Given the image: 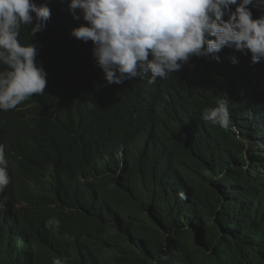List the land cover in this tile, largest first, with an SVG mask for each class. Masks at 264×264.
I'll return each instance as SVG.
<instances>
[{
  "label": "trees",
  "instance_id": "trees-1",
  "mask_svg": "<svg viewBox=\"0 0 264 264\" xmlns=\"http://www.w3.org/2000/svg\"><path fill=\"white\" fill-rule=\"evenodd\" d=\"M70 2L36 0L46 30H20L48 83L0 111V264H264V61L225 48L151 85H107L92 42L70 35ZM219 100L227 130L202 119Z\"/></svg>",
  "mask_w": 264,
  "mask_h": 264
},
{
  "label": "clouds",
  "instance_id": "clouds-1",
  "mask_svg": "<svg viewBox=\"0 0 264 264\" xmlns=\"http://www.w3.org/2000/svg\"><path fill=\"white\" fill-rule=\"evenodd\" d=\"M253 7L260 13L257 18ZM69 10L83 21L70 35L92 42L93 59L107 85L137 78L151 85L180 72L193 57L220 63L225 48L250 54L252 65L264 61V0H71ZM51 16L46 3L0 0V111L15 110L45 92L47 72L37 62L39 50L34 43L22 45L19 36L22 26H28L34 37L45 31ZM226 59L233 66L239 63L235 55ZM202 119L229 129L228 101L204 109ZM9 183L0 145V195ZM5 202L0 199V207ZM52 223L49 220L46 227ZM105 257L101 253L100 258ZM169 259L166 254L160 257Z\"/></svg>",
  "mask_w": 264,
  "mask_h": 264
},
{
  "label": "bare ground",
  "instance_id": "bare-ground-1",
  "mask_svg": "<svg viewBox=\"0 0 264 264\" xmlns=\"http://www.w3.org/2000/svg\"><path fill=\"white\" fill-rule=\"evenodd\" d=\"M199 114V113H198ZM263 262V258L261 257L260 264Z\"/></svg>",
  "mask_w": 264,
  "mask_h": 264
}]
</instances>
